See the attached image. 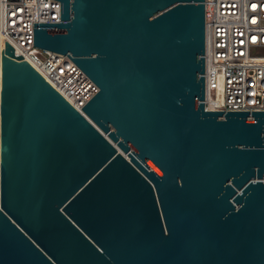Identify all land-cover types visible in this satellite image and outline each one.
<instances>
[{"label": "water", "instance_id": "water-1", "mask_svg": "<svg viewBox=\"0 0 264 264\" xmlns=\"http://www.w3.org/2000/svg\"><path fill=\"white\" fill-rule=\"evenodd\" d=\"M53 1L34 49L97 92L0 37V264H264V111L203 109L204 0Z\"/></svg>", "mask_w": 264, "mask_h": 264}, {"label": "built area", "instance_id": "built-area-1", "mask_svg": "<svg viewBox=\"0 0 264 264\" xmlns=\"http://www.w3.org/2000/svg\"><path fill=\"white\" fill-rule=\"evenodd\" d=\"M59 13L53 0H0V37L80 110L97 87L68 58L34 49V25ZM204 25L203 109L264 111V0H204Z\"/></svg>", "mask_w": 264, "mask_h": 264}]
</instances>
